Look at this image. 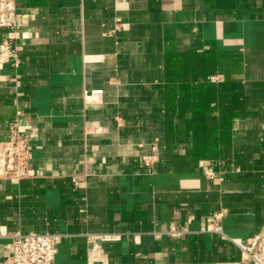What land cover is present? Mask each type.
Masks as SVG:
<instances>
[{"label":"crops","instance_id":"obj_1","mask_svg":"<svg viewBox=\"0 0 264 264\" xmlns=\"http://www.w3.org/2000/svg\"><path fill=\"white\" fill-rule=\"evenodd\" d=\"M15 4L0 140L21 111L32 177H0V264L17 230L60 233L54 264H238L264 222V0ZM220 209L225 236L200 231ZM87 234L115 238L102 262Z\"/></svg>","mask_w":264,"mask_h":264},{"label":"built area","instance_id":"obj_2","mask_svg":"<svg viewBox=\"0 0 264 264\" xmlns=\"http://www.w3.org/2000/svg\"><path fill=\"white\" fill-rule=\"evenodd\" d=\"M18 12L15 0H0V28L7 30L6 40L0 45V63L8 61L10 58L16 60L15 52L10 49L9 44L15 38L19 26ZM119 20L115 27L108 32L112 35L118 29ZM23 113L16 111L15 116L9 125V134L6 139L0 140V177L18 183L23 179L32 177V146L30 144L31 133L28 128L20 125L19 118ZM155 151L156 146H153ZM157 161V155H145L140 159V164L151 167ZM205 174L210 177L221 176L208 165L204 169ZM83 180L80 176L72 177L74 184H79ZM225 209H220L206 216L201 222L200 231L213 232L225 236L221 220L225 216ZM188 230H181L170 227L167 234L171 238H180ZM8 238L6 248L12 256L11 264H54L57 248L62 240L60 233L50 232H22L13 231L5 234ZM108 234H87L86 241L89 245L88 254L91 262H102L103 254L100 242L113 240ZM239 248L241 259L238 264H264V222L261 228L253 236L245 241L231 239Z\"/></svg>","mask_w":264,"mask_h":264},{"label":"trees","instance_id":"obj_3","mask_svg":"<svg viewBox=\"0 0 264 264\" xmlns=\"http://www.w3.org/2000/svg\"><path fill=\"white\" fill-rule=\"evenodd\" d=\"M222 126H223V129L227 128V126H228V117L224 118V121H222Z\"/></svg>","mask_w":264,"mask_h":264}]
</instances>
